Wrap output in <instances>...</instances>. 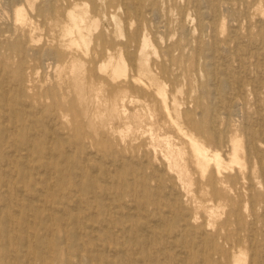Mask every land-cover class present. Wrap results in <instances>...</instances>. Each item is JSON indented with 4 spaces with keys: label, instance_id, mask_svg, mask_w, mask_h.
Wrapping results in <instances>:
<instances>
[{
    "label": "rangeland",
    "instance_id": "1",
    "mask_svg": "<svg viewBox=\"0 0 264 264\" xmlns=\"http://www.w3.org/2000/svg\"><path fill=\"white\" fill-rule=\"evenodd\" d=\"M11 1L0 0V126L6 159L22 164H0V246L13 234L28 241L13 263L42 264L38 251L51 261L28 225L40 221L45 240L63 236L46 217L56 213L72 264L79 253L92 264H264V0ZM68 9L85 20L73 53L81 87L63 69L68 55H48ZM186 134L220 153L219 169L198 161ZM64 196L69 205L52 201Z\"/></svg>",
    "mask_w": 264,
    "mask_h": 264
},
{
    "label": "bare ground",
    "instance_id": "2",
    "mask_svg": "<svg viewBox=\"0 0 264 264\" xmlns=\"http://www.w3.org/2000/svg\"><path fill=\"white\" fill-rule=\"evenodd\" d=\"M11 1V0H10ZM20 1V0H19ZM64 1H66V0H64ZM122 1H124V0H122ZM127 1V0H126ZM7 2V1H6ZM8 2H9V0H8ZM12 3H13V1H11ZM11 2H10V4H11ZM23 2V1H22ZM43 2L46 4V5H48L51 9H56L57 8V5L54 3V1L53 0H43ZM139 2V1H138ZM143 2V1H142ZM40 3H41V1H40ZM67 3V2H66ZM132 3V2H131ZM6 4V3H5ZM9 4V5H10ZM67 4H69V3H67ZM122 4L124 5V3L122 2ZM125 4H126V2H125ZM134 4H136V3H134ZM139 4V3H138ZM7 5V4H6ZM44 5V4H43ZM45 6V5H44ZM126 6V5H125ZM127 6H129V7H131V10L133 11V12H136V7L134 6V5H132V6H130V5H128L127 4ZM136 6H137V4H136ZM139 6V5H138ZM5 7H7V6H5ZM43 7V6H42ZM143 7V6H142ZM10 8V7H9ZM9 8H6L7 10L9 9ZM16 8V7H15ZM14 8V9H15ZM128 8V7H127ZM5 9V10H6ZM13 9V8H12ZM129 9V8H128ZM151 9V8H150ZM149 9V10H150ZM11 10V9H10ZM124 10H126V8L124 9ZM142 10V9H141ZM2 12H3V10H1ZM129 11V10H128ZM140 11V10H139ZM155 12H156V10H154ZM202 11H204V10H202ZM11 11H9V13H10ZM62 12H64V11H62ZM4 13H5V11H4ZM3 13V14H4ZM7 13V12H6ZM5 13V14H6ZM39 14H40V16H43V14L45 13V11H43V10H40V8H39V12H38ZM66 13V21H65V23H64V25H63V36H62V39H61V42H60V45H61V48L60 47H52V48H50L49 49V57L52 59V60H54V61H56V62H58V57H61L62 56V54H66V55H68V60L65 62V64H64V67H63V69L64 70H70V72H71V76H73V78H74V80L76 81V84H77V87H81L82 86V82L80 81V80H78L77 78H76V65H80L79 64V61L73 56L74 54V51H76V52H78V51H80L81 50V45H82V41H85L86 40V34H85V20H84V17L81 15V14H78V13H76V11L75 10H70V9H68L67 10V12H64L63 14H65ZM136 13H138V12H136ZM140 13V12H139ZM146 13H148V11H146ZM203 13H205V12H203ZM214 13V12H213ZM1 15V14H0ZM10 15V14H9ZM31 15V14H30ZM127 15V14H126ZM129 15V14H128ZM143 15V14H142ZM3 16V15H2ZM12 16V15H11ZM130 16V15H129ZM137 16V15H136ZM217 16L218 15H216V18H217ZM32 17V16H31ZM11 18V17H10ZM15 18H16V21H18L20 24H22V25H28L29 24V22H28V20L24 17V13L22 12V11H20V9H17V11H16V13H15ZM127 18H129V17H127ZM32 19V18H31ZM125 19H126V17H125ZM136 19V18H135ZM139 19H140V17H139ZM43 20V19H42ZM63 20V19H62ZM124 20V19H123ZM129 20V19H128ZM32 21V20H31ZM216 20H214V22H215ZM124 22H126V21H124ZM141 22H142V20L140 21V25H141ZM94 24V26H97L98 24H97V22L96 21H94L93 22ZM112 23V22H111ZM127 23H129V22H127ZM143 23V22H142ZM126 24V23H125ZM208 24V23H207ZM113 25V24H112ZM129 26V25H128ZM127 26V27H128ZM7 28V27H6ZM1 29V28H0ZM129 29V28H128ZM138 29V28H137ZM143 30V29H142ZM29 33H31L30 34V37H33V33H32V29L31 28H29ZM114 31V30H113ZM5 32H7L6 30H5ZM17 32V31H16ZM33 32H35V31H33ZM137 32V31H136ZM8 33H10V30H8ZM141 33V32H140ZM1 34H3V33H1ZM0 34V35H1ZM6 34V33H5ZM136 35V34H135ZM13 37V36H12ZM59 37V36H58ZM105 37H106V35H105ZM135 37H137V35L135 36ZM28 38V37H27ZM45 38H47V37H45ZM17 39V38H16ZM48 39V38H47ZM97 39V38H96ZM135 39V38H134ZM103 40H104V38H103ZM128 40V39H127ZM136 40V39H135ZM27 41V40H26ZM106 41V40H105ZM130 41V40H129ZM140 40H138V42H139ZM128 42V41H127ZM54 43V42H53ZM24 44H25V42H24ZM48 44V43H47ZM96 44V43H95ZM127 44V43H126ZM29 45V44H28ZM91 45V44H90ZM138 45V44H137ZM139 45H140V43H139ZM210 45V44H209ZM45 46V45H44ZM52 46V45H51ZM114 46V45H113ZM130 46V45H129ZM115 47V46H114ZM132 47V46H131ZM221 47V46H220ZM15 48H13L12 47V50H14ZM25 49V48H24ZM47 49H48V47H47ZM133 49V48H132ZM7 51V50H6ZM45 51V50H44ZM82 51V50H81ZM23 53V52H22ZM48 53V52H47ZM92 53H93V51H92ZM106 53V52H105ZM139 53V52H138ZM26 54V53H25ZM211 54H213V53H211ZM45 55V54H44ZM105 55V54H104ZM220 55V54H219ZM103 55H101L100 57H102ZM85 57V56H84ZM41 58V57H40ZM218 58V57H217ZM20 61V68H22L23 67V60H19ZM99 63V62H98ZM96 65H97V63H95ZM3 66V65H2ZM109 68H111L114 72H119L120 71V65L119 64H112V63H110L109 65ZM94 67H96V66H94ZM66 68V69H65ZM224 68V67H223ZM219 70V69H218ZM224 70V69H223ZM226 70V69H225ZM7 72V71H6ZM6 75H9V74H6ZM85 76V75H84ZM96 77V76H95ZM5 78V77H4ZM59 78V77H58ZM67 79V78H66ZM19 80H20V86L23 84V81H24V77H23V74H22V72H20V74H19ZM3 82V81H2ZM131 82V81H130ZM143 82V81H142ZM15 83V82H14ZM132 83V82H131ZM130 83V84H131ZM237 83H239V82H237ZM133 84V83H132ZM14 85V84H13ZM144 85H146V84H144ZM238 87H240L239 85H237ZM13 88V87H12ZM11 89V88H10ZM240 90V89H239ZM9 91V90H8ZM100 91V90H99ZM3 92V91H2ZM101 92V91H100ZM1 94V93H0ZM8 94V93H7ZM97 95V94H96ZM7 96V95H6ZM3 97V101H4V103L5 104H7V102H8V100H7V98H5V96H2ZM8 98H10V97H8ZM11 98H12V96H11ZM1 101V100H0ZM97 101V100H96ZM22 102V101H21ZM20 102V103H21ZM2 103V102H1ZM16 104V103H15ZM17 104H19V101H17ZM4 106V105H3ZM17 105H15V106H13V114H16V113H18V111H20V110H17V107H16ZM29 106V105H28ZM96 107V106H95ZM166 108V107H165ZM166 112H167V110H166ZM168 114V113H167ZM54 115H55V113H54ZM5 116H7L6 114H5ZM38 116V115H37ZM56 116V115H55ZM56 120H57V118H55ZM35 121V120H34ZM44 121V120H43ZM55 128H57V126L55 127ZM8 132V131H7ZM7 132H5L4 130H2V128H1V126H0V164H4V165H6V166H12V168H15V167H19L21 164H22V160L21 159H19V158H17V157H15L14 155L12 156V158L10 159V160H8V159H6V157H8L7 156V154H6V152L9 150V148H8V146H7V149H6V147H5V144L2 142V140H1V138H2V135H4L5 133H7ZM60 133V132H59ZM70 133V132H69ZM31 134V133H30ZM189 138H190V141H191V143H192V145H193V147H194V150H195V152H196V156H197V158H198V161L201 163V161L203 162V163H207L208 164V162H209V160L211 159H214L215 161H216V166H217V168L219 169L220 168V166L222 165V159H221V156H220V153H213V154H211V153H209L208 152V150L207 149H205L202 145H200L199 143H198V141L196 140V139H194L192 136H189L188 134H186ZM4 142H5V140H4ZM33 146V145H32ZM256 147H258V146H256ZM51 151V150H50ZM14 152H16V150L14 151ZM256 153V152H255ZM48 154H49V152H48ZM28 156V155H27ZM9 158V157H8ZM234 158H237V155L236 156H234ZM32 159V158H31ZM261 159H263V158H261ZM46 160V159H45ZM263 161V160H262ZM46 162H47V160H46ZM115 162V161H114ZM206 164V165H207ZM47 168V167H46ZM18 170V169H17ZM51 170V169H50ZM50 170H49V172H50ZM52 171V170H51ZM17 172V171H16ZM45 172V171H44ZM9 173V172H8ZM54 173H56V172H54ZM47 174V173H46ZM57 175V174H56ZM32 176H31V174L30 175H28V174H26V173H24L23 174V176L21 177V181H22V183H24L25 181H27V180H30V181H33L32 180V178H31ZM158 177V176H157ZM15 178V177H14ZM40 178V177H39ZM43 178V177H42ZM41 179V178H40ZM18 180V179H17ZM50 180V179H49ZM36 181V180H35ZM44 181V180H43ZM46 182V181H45ZM126 182V181H125ZM6 183H7V181H6ZM116 183V182H115ZM12 185H16V182H15V180L13 179V181H12ZM24 185V184H23ZM35 186V185H34ZM51 187V186H50ZM6 188V187H5ZM8 188V187H7ZM6 188V189H7ZM23 188H25V187H23ZM23 188H22V191H23ZM39 188V187H38ZM40 189V188H39ZM51 189V188H50ZM53 189V188H52ZM19 190V189H18ZM17 190V191H18ZM56 190H58V189H56ZM48 191H50V190H48ZM122 191V190H121ZM9 192V191H8ZM8 192H7V194H8ZM16 193V192H15ZM24 194H26V192H24ZM8 195H10V193L8 194ZM31 195V194H30ZM28 196V195H27ZM31 197V196H30ZM39 197V196H38ZM32 199V198H31ZM40 199V198H39ZM69 199H70V196H69ZM73 199V198H72ZM30 200V199H29ZM33 200V199H32ZM31 200V201H32ZM35 200V199H34ZM37 200V199H36ZM41 200H43V199H41ZM39 201V200H38ZM52 201L53 202H56V203H58L59 201L61 202V204H64V205H69V203H68V196H64V199L63 198H57V197H52ZM51 201V202H52ZM77 201V200H76ZM8 202H9V199H8ZM78 202V201H77ZM110 202V201H109ZM3 203H4V201H3ZM10 203V202H9ZM79 203V202H78ZM82 203V202H81ZM106 203V202H105ZM112 203V202H111ZM52 204V203H51ZM136 204V203H135ZM10 205V204H9ZM37 205V204H36ZM54 205V204H53ZM52 205V206H53ZM35 206V205H34ZM38 206V205H37ZM48 206V205H47ZM130 206V205H129ZM84 207H85V205H84ZM1 208V207H0ZM37 208H39V207H37ZM55 208H56V206H55ZM115 208V207H114ZM132 208V207H131ZM40 209V208H39ZM172 209V208H171ZM131 210V209H130ZM14 211V210H13ZM52 211V210H51ZM56 211V210H55ZM59 210H57L56 212H58ZM69 211V210H68ZM112 211V210H111ZM114 211H116L115 209H114ZM168 210H166V212H167ZM16 212V210L14 211V213ZM44 212V211H43ZM92 212V211H91ZM138 212V211H137ZM45 213H46V211H45ZM94 213H95V211H94ZM19 214L23 217H19V219H17V226L19 227V230H23L24 228H25V226L27 227V221H26V215L24 216V214L21 212V210L19 211ZM59 214H61V212L59 213ZM93 214V213H92ZM126 214V213H125ZM130 214H131V212H130ZM133 214V213H132ZM39 218H41V216H42V212L40 211H38L37 212V214H36ZM43 215H44V213H43ZM68 215V214H67ZM94 215V214H93ZM135 215V214H134ZM62 216V215H61ZM108 216V215H107ZM6 217V216H5ZM30 216H28V218H29ZM34 217V216H33ZM46 217H48V218H50L53 222H55L56 221V224H57V222H58V225L56 226V227H61V230H62V234H63V236H56L55 234H54V231L56 230V229H54V223H52V225L50 224V223H46L45 225H42L43 226V228L46 230V235L47 236H49V235H51V233L52 234H54V235H52L48 240H45L43 237H45V236H43V237H40L39 235H37V231H38V227L39 226H41V224H40V221H36V222H34V223H31V225H28L29 226V228L31 229L30 231L34 234V236L35 237H37V240L39 241V242H42V243H47V242H49L50 243V249L52 250V258H51V261H46L45 259H44V255L42 254L43 252H41V253H39V251H38V253H37V257H40V261H41V263L42 264H72L73 263V259L71 258V254H70V250H69V248L68 247H66V246H63V244H64V239L66 238L65 237V235H67V233H69L70 231L67 229V227H66V225H64L63 223L62 224H59L60 223V219H59V217H58V215L55 213H52V214H48V215H46ZM30 218H32V217H30ZM69 218V217H68ZM74 218H76V217H74ZM33 219V218H32ZM25 221H26V223H25ZM43 221V220H42ZM50 221V220H49ZM72 221V220H71ZM75 221H77L76 219H75ZM74 221V222H75ZM31 222V221H30ZM43 222H45V221H43ZM63 222V221H62ZM73 222V221H72ZM6 223H7V225H8V227H10L13 223H14V220H13V218H12V216H10V217H8V219H7V221H6ZM66 223V222H65ZM69 223V222H68ZM67 223V224H68ZM76 223V222H75ZM86 223V222H85ZM91 223V222H90ZM139 223V222H138ZM50 224V225H49ZM73 224V223H72ZM71 224V225H72ZM75 225V224H74ZM77 225V224H76ZM75 225V226H76ZM89 225V224H88ZM74 226V227H75ZM87 226V225H86ZM90 226V225H89ZM92 226V225H91ZM77 227H78V225H77ZM106 227H108V225L106 226ZM152 227V226H151ZM76 228V227H75ZM110 228V227H109ZM39 229H41V228H39ZM70 229H71V227H70ZM17 230H18V228H17ZM27 230H29V229H27ZM27 230H23V231H27ZM77 230H78V228H77ZM108 230V229H107ZM135 230V229H134ZM133 230V231H134ZM6 231V230H5ZM71 231H72V229H71ZM40 232V231H39ZM57 232V231H56ZM77 232V231H76ZM75 232V233H76ZM78 232H79V230H78ZM86 232V231H85ZM108 232H109V230H108ZM124 232H126L125 230H124ZM71 233V232H70ZM74 233V234H75ZM77 234V233H76ZM79 234V233H78ZM77 234V235H78ZM82 234V233H81ZM18 234H13V235H10V236H8V238L5 240V242L4 243H2L1 244V246H0V256L1 257H3V260L5 261V263L6 264H8V263H12V264H17V263H13V260H14V258H19L20 257V255H21V253L23 252V250H24V248H25V246L27 245V243H28V241H25L24 240V243H22L21 241H19V238L18 237H16ZM43 235H45V234H43ZM69 235H71V234H69ZM77 235H75V236H77ZM72 236V235H71ZM81 237V236H80ZM84 237V236H83ZM133 237V236H132ZM33 238V237H32ZM176 238V237H175ZM35 239V238H34ZM69 239H71V238H69ZM77 239H79L78 237H77ZM67 241V240H66ZM81 241V240H80ZM35 242V241H34ZM38 242V244H40ZM77 242H78V240H77ZM177 242H179V241H177ZM74 243H76V242H74ZM147 243H148V241H147ZM150 243H148V245H149ZM12 245H16V246H14L13 248L11 247ZM37 244H35V246H36ZM44 245V244H43ZM194 245V244H193ZM97 246H98V244H97ZM197 247V246H196ZM35 248V247H34ZM47 248V247H46ZM195 248V247H194ZM44 249V248H43ZM108 249H109V247H108ZM186 249V248H185ZM197 249V248H196ZM36 250V248L34 249V251ZM122 250V249H121ZM26 251H28V250H26ZM46 251H48V250H46ZM73 251V250H72ZM186 251H187V249H186ZM122 252H124V251H122ZM142 252L144 253L145 252V256H149V253H148V251H145V249L144 250H142ZM62 253H65L66 254V256H65V258L62 260L61 258H60V254H62ZM80 254V253H79ZM77 255L78 257H79V261L77 262L78 264H92L91 263V259H89V260H87V259H83L80 255ZM24 256V255H23ZM97 256V255H96ZM201 256V255H200ZM10 257V258H9ZM76 257V256H75ZM91 257V256H90ZM97 258V257H96ZM202 258V257H201ZM208 258L209 257H206V261H204V264H220V262L219 261H214L213 259H212V262L210 263L209 262V260H208ZM29 259V258H28ZM98 259H99V257H98ZM185 259H186V257H185ZM236 260L237 261H239L240 260V262H241V260H245V258H244V256H241V255H239L237 258H236ZM28 261V260H27ZM35 261V260H34ZM19 262V261H18ZM19 264V263H18Z\"/></svg>",
    "mask_w": 264,
    "mask_h": 264
}]
</instances>
